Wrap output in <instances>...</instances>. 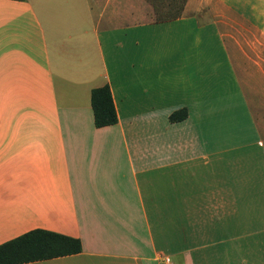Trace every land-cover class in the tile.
I'll list each match as a JSON object with an SVG mask.
<instances>
[{
	"label": "crops",
	"instance_id": "obj_1",
	"mask_svg": "<svg viewBox=\"0 0 264 264\" xmlns=\"http://www.w3.org/2000/svg\"><path fill=\"white\" fill-rule=\"evenodd\" d=\"M221 3L250 17L0 0V245L40 229L83 250L27 264H264V4ZM106 85L119 120L97 128Z\"/></svg>",
	"mask_w": 264,
	"mask_h": 264
},
{
	"label": "trees",
	"instance_id": "obj_2",
	"mask_svg": "<svg viewBox=\"0 0 264 264\" xmlns=\"http://www.w3.org/2000/svg\"><path fill=\"white\" fill-rule=\"evenodd\" d=\"M186 1H181L180 7L178 6L174 12H161L160 8L155 6L156 21L169 22L181 18ZM91 105L97 128L110 127L118 123L119 119L110 86L94 89L91 95ZM187 117L188 110L181 109L170 115V121L172 123L182 122ZM82 250V242L77 238L38 229L0 245V264H27L51 260L77 255Z\"/></svg>",
	"mask_w": 264,
	"mask_h": 264
},
{
	"label": "rangeland",
	"instance_id": "obj_3",
	"mask_svg": "<svg viewBox=\"0 0 264 264\" xmlns=\"http://www.w3.org/2000/svg\"><path fill=\"white\" fill-rule=\"evenodd\" d=\"M148 1V0H147ZM181 1L185 0H149L148 3L151 4L153 9L152 17L149 19H156L155 6L160 8L159 10L165 12H174L177 7H180ZM225 1V0H224ZM234 2V0H231ZM191 3V12L199 15V17L204 18H241V17H250L247 15V12H238L234 10H227L222 5V0H187L185 4ZM261 4H264V0H260ZM243 13V14H242ZM260 17L264 18V10L260 11Z\"/></svg>",
	"mask_w": 264,
	"mask_h": 264
},
{
	"label": "built area",
	"instance_id": "obj_4",
	"mask_svg": "<svg viewBox=\"0 0 264 264\" xmlns=\"http://www.w3.org/2000/svg\"><path fill=\"white\" fill-rule=\"evenodd\" d=\"M165 264H171L169 261H166Z\"/></svg>",
	"mask_w": 264,
	"mask_h": 264
}]
</instances>
